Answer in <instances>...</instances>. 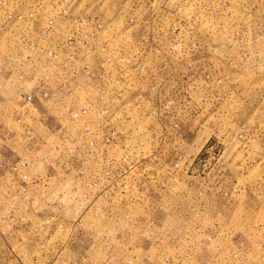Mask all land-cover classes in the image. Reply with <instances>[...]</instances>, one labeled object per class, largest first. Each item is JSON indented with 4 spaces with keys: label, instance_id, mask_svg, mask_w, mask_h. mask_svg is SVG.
<instances>
[{
    "label": "rangeland",
    "instance_id": "1",
    "mask_svg": "<svg viewBox=\"0 0 264 264\" xmlns=\"http://www.w3.org/2000/svg\"><path fill=\"white\" fill-rule=\"evenodd\" d=\"M0 264H264V0H0Z\"/></svg>",
    "mask_w": 264,
    "mask_h": 264
},
{
    "label": "built area",
    "instance_id": "2",
    "mask_svg": "<svg viewBox=\"0 0 264 264\" xmlns=\"http://www.w3.org/2000/svg\"><path fill=\"white\" fill-rule=\"evenodd\" d=\"M26 99H27V101H31L32 100V95H30V94H28L27 96H26ZM247 241L245 240V241H242L241 243H240V247L242 248V249H245L246 247H247ZM236 256H237V254H235Z\"/></svg>",
    "mask_w": 264,
    "mask_h": 264
},
{
    "label": "crops",
    "instance_id": "3",
    "mask_svg": "<svg viewBox=\"0 0 264 264\" xmlns=\"http://www.w3.org/2000/svg\"><path fill=\"white\" fill-rule=\"evenodd\" d=\"M210 224H211V222H210ZM210 224H209V225H210Z\"/></svg>",
    "mask_w": 264,
    "mask_h": 264
}]
</instances>
